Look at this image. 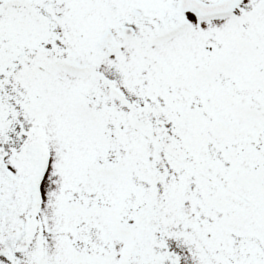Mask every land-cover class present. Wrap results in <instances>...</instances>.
Segmentation results:
<instances>
[{
	"label": "snow or ice",
	"instance_id": "snow-or-ice-1",
	"mask_svg": "<svg viewBox=\"0 0 264 264\" xmlns=\"http://www.w3.org/2000/svg\"><path fill=\"white\" fill-rule=\"evenodd\" d=\"M0 264H264V0H0Z\"/></svg>",
	"mask_w": 264,
	"mask_h": 264
}]
</instances>
